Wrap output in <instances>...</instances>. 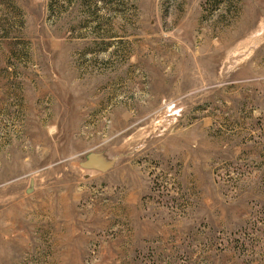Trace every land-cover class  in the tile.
Segmentation results:
<instances>
[{"label":"rangeland","instance_id":"374dc122","mask_svg":"<svg viewBox=\"0 0 264 264\" xmlns=\"http://www.w3.org/2000/svg\"><path fill=\"white\" fill-rule=\"evenodd\" d=\"M0 264H264V0H0Z\"/></svg>","mask_w":264,"mask_h":264},{"label":"water","instance_id":"95a60500","mask_svg":"<svg viewBox=\"0 0 264 264\" xmlns=\"http://www.w3.org/2000/svg\"><path fill=\"white\" fill-rule=\"evenodd\" d=\"M81 166L84 168L96 169L99 171H104L107 169V165L97 164L92 157H89L85 162L81 163Z\"/></svg>","mask_w":264,"mask_h":264}]
</instances>
